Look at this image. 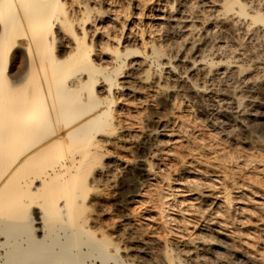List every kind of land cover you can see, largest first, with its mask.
I'll return each mask as SVG.
<instances>
[{
  "label": "bare ground",
  "instance_id": "1",
  "mask_svg": "<svg viewBox=\"0 0 264 264\" xmlns=\"http://www.w3.org/2000/svg\"><path fill=\"white\" fill-rule=\"evenodd\" d=\"M133 1L119 6L118 0H0V264H87L91 258L126 264L107 234L97 236L98 219L88 214L89 207L105 212L112 201L121 215L112 231L130 236L136 264H149L152 247L160 249L156 264H238L245 259L264 264L263 249L261 254L238 249L232 231L237 220L230 217L232 209L247 213L239 199L249 190L257 198L255 207L264 208L262 181L244 174L254 160L229 152L220 142L207 145L194 137L192 145L188 131L193 128L184 126L186 114L180 112L181 99L203 109L221 71L249 73L236 59L222 61L227 44L222 46L221 39L225 33L264 35V7L247 0ZM145 15L151 19L141 25L139 17ZM254 67L263 78L256 88L261 96H248L244 107L252 124L242 140L248 149L264 151V65ZM134 97L143 100V105L136 102L143 112L136 109L140 115L134 121L131 115L130 121L123 108L129 110ZM230 98L234 107L243 106L242 95ZM231 131L221 133L230 138ZM117 148L139 160L131 166L115 158L111 150ZM149 157L157 162L149 163ZM166 160L175 162L177 174L193 180L175 179L179 185L164 196L160 189L174 182ZM130 170L138 176L120 199L112 193L117 188L98 189L103 183L107 189L118 186L117 172L123 176ZM172 198L177 199V228L170 231L168 225L166 234L146 237L147 225L136 227V206L148 205L161 224L172 225L174 219L166 214ZM37 210L41 231L31 217ZM253 227V237L264 243V215L255 218Z\"/></svg>",
  "mask_w": 264,
  "mask_h": 264
},
{
  "label": "rangeland",
  "instance_id": "2",
  "mask_svg": "<svg viewBox=\"0 0 264 264\" xmlns=\"http://www.w3.org/2000/svg\"><path fill=\"white\" fill-rule=\"evenodd\" d=\"M118 1H120L119 3L120 4H118L119 6H121L122 4H124V6L127 4V3H129V0H118ZM136 2H141L140 0H135ZM135 1H133V3L135 2ZM254 1V2H253ZM256 1V2H255ZM259 1V2H258ZM242 2H244V1H242ZM245 2H247L248 4H253V5H258L257 4V2L259 3V6H260V4H261V7H264V0H262V2H260V0H247V1H245ZM123 6V5H122ZM132 11V12H131ZM131 18H133V15H134V17H135V12H136V10H135V8H132L131 9ZM140 17L142 18V19H140ZM139 17V20H141L140 21V24L142 25V24H144L145 22H148L150 19H151V16L149 17V15H145V16H140ZM148 32L145 34V38H148ZM228 35V36H227ZM232 35H234V34H229V33H225V35H224V37L221 39V41H222V43H224L222 46H225V44H227V49L226 48H224V50L225 51H227L226 53H229L230 55H228V54H226L225 53V51H224V54H223V60L222 61H224V59H225V62L226 61H228V62H235L236 60L238 61V63H239V65L241 66V68L243 67V68H249L248 70H250L249 71V73L250 72H252V73H250V75H249V73L248 72H243V71H240V70H231V72L230 71H226V73H225V71H221L220 73H219V75L220 76H216V78H214V80L212 81V83L214 84V86H213V84L211 85L210 84V86H213V88L212 87H210V90L208 91V93L205 95V97L207 98H204L203 99V109H196L197 107H194L193 106V104L191 103V102H188L187 100H185V99H181L183 102H182V107H181V115L183 116V115H185L186 116V120H185V125L184 126H189V128L190 129H192L193 128V130H190L189 128V130L190 131H188L189 133L191 132V133H193V134H189V138L191 137V141L189 142V143H191L192 145H193V143L192 142H194V141H192V140H194L195 138H198V141L200 142V140H201V138H202V140L203 141H205V142H203L202 140H201V142H203L204 144H207V145H211V141H212V143L213 142H220V143H222L223 145H224V147L226 146L227 147V150H229V152H231V153H233V154H241V156L242 157H246V158H243V159H247V157H248V160L249 159H251V160H254V162L252 163V167H250L247 171H244V174H245V176H248V178H251V177H254V179L256 180V181H259V182H261L263 185H264V172H263V174L261 173V171L263 170V168H264V164L263 165H261V167H259V165H260V163H264V151L263 150H260V149H252V148H250V149H248L249 147H247L244 143H243V140L242 139H244L243 137H245V135H246V133L245 132H247L248 131V129H249V127H250V125L252 124V122H251V119H250V114H249V108L247 109V108H245L244 106L248 103V96L250 95V96H253V97H257V98H259L260 96H261V92L259 91L260 90V87H258L259 86V82L260 81H262V75H261V73L260 72H258V71H256L255 70V65H258L259 63L260 64H263L264 65V43H262V42H264V35H262V34H256V33H249V34H247V36H245L244 34H235V36H239V38L237 37H235V36H232ZM252 35V36H251ZM259 37H258V36ZM147 36V37H146ZM231 36V37H230ZM243 36V37H242ZM262 36V37H261ZM230 37V38H229ZM247 37V38H246ZM236 38V39H235ZM251 38V39H250ZM259 40L260 38V40L258 41L257 39ZM238 39V40H237ZM253 40V41H252ZM225 41H226V43H225ZM257 41V42H256ZM247 42V43H246ZM249 42V43H248ZM235 43V44H234ZM240 43H242V44H240ZM232 44V45H231ZM254 44V45H253ZM262 44V45H261ZM244 45V46H243ZM232 46V47H231ZM238 46V47H237ZM242 46V47H241ZM249 46H251V47H249ZM258 46V47H257ZM262 46V47H261ZM249 47V48H248ZM237 48V49H236ZM260 48V49H259ZM248 49H249V51H248ZM262 49V50H261ZM231 50V51H230ZM234 50V51H233ZM256 50V51H255ZM226 54V55H225ZM243 55H244V58H243ZM226 56H228V57H226ZM231 56V57H230ZM238 56V59L236 58V57ZM240 56H241V58H240ZM247 57H248V59H247ZM240 58V59H239ZM252 58V59H251ZM236 59V60H235ZM242 59V60H241ZM244 60V61H243ZM255 60H256V62H255ZM257 60H259V61H257ZM239 61H242V62H239ZM243 62H244V64H243ZM249 62V63H248ZM246 63V64H245ZM251 63V64H250ZM253 63H255V64H253ZM258 63V64H257ZM243 64V65H242ZM250 64V65H249ZM252 65H253V67H252ZM235 73H233V72ZM257 72V73H256ZM221 73H222V75H221ZM236 73H237V76H236ZM244 73V74H243ZM226 74H228V75H226ZM230 75V76H229ZM246 75H248V76H246ZM259 75V76H258ZM223 76V77H222ZM232 76V77H231ZM253 76V77H252ZM219 77H221V78H219ZM256 77V78H255ZM220 80H219V79ZM215 79H216V81H215ZM237 79V80H236ZM252 79H255V80H253L252 81ZM224 80V81H223ZM227 80V81H226ZM240 81V82H239ZM255 81V82H254ZM215 82H217V83H215ZM223 83V84H222ZM229 83V84H228ZM247 83V84H246ZM248 83H249V85H248ZM252 83V84H251ZM218 84V85H217ZM226 84V85H225ZM232 84V85H231ZM254 84V85H253ZM236 85V86H235ZM231 86V87H230ZM235 86V87H234ZM242 86V87H241ZM245 86H247V88L245 87ZM226 87H228V88H226ZM241 87V88H240ZM252 87V89H251V94H250V92H248L249 91V88H251ZM214 88H215V90H214ZM245 88H246V90H245ZM254 88H255V90H254ZM259 89V90H257V89ZM248 89V90H247ZM215 91V92H213V91ZM229 90V91H228ZM244 90V91H243ZM253 90V91H252ZM221 91V92H220ZM227 91V92H226ZM224 92V93H223ZM231 92V93H230ZM232 92H234V94L236 95H242V97H243V101H244V104H243V106L240 108V109H238L237 107H234V105H232V103L230 102L231 100V98L230 97H232V96H234V94L232 93ZM244 93V94H242V93ZM246 92H247V94H246ZM228 93V94H227ZM258 93V94H257ZM211 94V95H210ZM229 94L230 95H232V96H229ZM246 94V95H245ZM215 95V96H214ZM244 95V96H243ZM255 95V96H254ZM247 96V97H246ZM228 97V98H227ZM138 98V97H137ZM136 97H134L133 99H131V101L133 100L135 103L136 102H141L142 103V105H143V100L142 99H140V100H138ZM223 98V99H222ZM230 98V99H229ZM135 99H136V101H135ZM211 99V100H210ZM138 100V101H137ZM142 100V101H141ZM205 100V101H204ZM210 100V101H209ZM218 100V101H217ZM230 100V101H229ZM130 101V103H131V108L129 109V110H126V108L127 107H125V108H123L124 110H123V112H124V115L126 114V118H128L130 121H131V115H134L135 116V118H134V116H133V118L134 119H132V121H134V120H136V117H137V119H138V117H139V115H140V113H142L143 112V109H142V106H141V108L139 107L140 105H141V103H136L135 104V106H133L134 104H132V102ZM186 101V102H185ZM133 102V103H134ZM223 102V103H222ZM188 103H190V106H189V104ZM231 103V104H230ZM138 104H140V105H138ZM186 104L188 105V107L186 106ZM213 104V105H212ZM121 105V104H120ZM192 106H193V108H192ZM215 106V107H214ZM227 106V107H226ZM135 107V108H134ZM222 107V108H221ZM195 108V109H194ZM226 108V109H225ZM234 108V109H233ZM245 108V109H244ZM128 109V108H127ZM140 112H138L137 110ZM141 109H142V112H141ZM237 109V110H236ZM131 110V111H130ZM136 110V111H135ZM197 110H198V112H197ZM231 110V111H230ZM244 112H243V111ZM127 111H129V112H127ZM206 111V112H205ZM125 112H127V113H125ZM133 112V113H132ZM136 112V113H135ZM138 112V113H137ZM193 112V113H192ZM224 112V113H223ZM227 112V113H226ZM242 112V113H241ZM184 113V114H183ZM190 113V114H189ZM231 113V114H230ZM236 113V114H235ZM130 114V115H129ZM137 116H136V115ZM234 115V116H233ZM237 115V116H236ZM131 116V117H130ZM184 116V117H185ZM222 116V117H221ZM230 116V117H229ZM190 117V118H189ZM205 117V118H204ZM190 119V120H189ZM193 119V120H192ZM195 119V120H194ZM243 119V120H242ZM203 120H205V122L203 121ZM192 121H195V123H192ZM229 121V122H228ZM247 121H249V123L247 122ZM200 122H202V123H200ZM234 122H235V125H234ZM238 122V123H237ZM244 122V123H243ZM196 123H198V124H196ZM210 123H216L217 124V128L216 129H214V130H212V128H211V130H210V127H209V124ZM251 123V124H250ZM193 124H196L197 126H196V128H194L192 125ZM220 124H222V125H220ZM239 124V125H238ZM241 124V125H240ZM191 125V126H190ZM220 125V126H219ZM243 125V126H242ZM200 126V128H198ZM208 126V127H207ZM231 126V127H230ZM203 127V128H202ZM220 127V128H219ZM235 127V128H234ZM187 128V127H186ZM219 128V129H218ZM226 130H225V129ZM240 128H243V130L241 129L240 130ZM187 129V130H188ZM220 131V129H221V131H220V133H219V131ZM223 130V131H222ZM233 132H232V131ZM211 131V132H210ZM212 131H213V133H212ZM216 131H218V132H216ZM227 132V133H230V132H228V131H231L232 132V134H231V136H230V138H227V137H224L223 136V134L221 133V132ZM245 131V132H244ZM207 132V133H206ZM197 133V134H196ZM200 133V134H199ZM208 133H210V134H208ZM212 133V134H211ZM217 133V134H216ZM219 134H220V136H219ZM234 134V135H233ZM202 135V136H201ZM209 135V136H208ZM215 138H214V137ZM220 137V138H218V137ZM195 137V138H194ZM216 138H218L219 140H216ZM222 138V139H221ZM224 138V139H223ZM235 138H236V140H235ZM204 139H206V140H204ZM210 139V140H209ZM209 140V141H208ZM195 141H197V139H195ZM222 141V142H221ZM239 141H241V142H239ZM200 142V143H201ZM207 142V143H206ZM232 142H234V143H232ZM237 142V143H236ZM188 143V144H189ZM225 143H227V145L225 144ZM191 144H189V145H191ZM189 145H186V147L188 148L189 147ZM191 145V147L190 148H193L194 146H192ZM245 145V146H244ZM185 146V145H184ZM235 146V147H234ZM234 147V148H233ZM168 149H170V148H168ZM185 149V148H184ZM258 150V151H257ZM235 152V153H234ZM257 152V153H256ZM111 153H112V155L115 157V158H125L126 160H127V162L131 165V166H134V164L139 160V158H137L136 157V155H132L131 153H128V152H126V151H124V150H120V148L118 149H113V150H111ZM131 155V156H130ZM258 155H261V157L263 156V158H260V156H258ZM133 157V158H132ZM181 157H183L182 155H181ZM255 157V158H254ZM259 159H258V158ZM183 158H185L184 160L186 161V163H188V164H190L191 162H192V159H191V157H189V156H184ZM254 158V159H253ZM132 159V160H131ZM189 159V160H188ZM207 158H204L203 160H206ZM257 159V160H256ZM155 160V161H154ZM169 160H171V159H169ZM169 160H166V161H164V163L165 164H167L168 165V167H169V169L171 170V173H173V174H171V178L173 179L172 180V182L173 183H171V187H169V189L167 188H165V187H163V188H161L160 190H161V192H162V194L164 195V196H167L168 194H171L172 192H174L175 190H174V188L175 187H177L178 185H179V182H180V180H188V181H192L193 180V177L192 176H187V175H184V174H177L175 171L177 170L176 169V167H177V165L175 164V162L174 161H169ZM262 161V162H261ZM148 162L149 163H153V162H157L156 161V158H152V157H149L148 158ZM171 162V163H170ZM256 162V163H255ZM171 165H170V164ZM255 163V165H253ZM173 164H174V167H173ZM257 164H258V166H257ZM176 169L175 171H174V169ZM255 168V169H254ZM262 168V170L260 171V169ZM252 169V170H251ZM264 171V170H263ZM130 172V173H129ZM128 173H126V174H124L123 176H121L120 175V172H117V179H116V181H117V183L116 184H118V186L116 185V186H108V189L106 188V186L107 185H105L104 183L102 184V185H99L98 186V189H101V187L102 188H104V190H108L109 192H111L114 188L116 189V190H113V192L112 193H115L116 194V199H120L123 195H124V193L127 191V190H129V189H133V182H134V180H135V178L138 176L137 175V173H136V171L134 170H130ZM249 175H248V174ZM135 174V175H134ZM120 175V176H119ZM184 175V176H183ZM253 175V176H252ZM134 176V177H133ZM174 176V177H173ZM244 176V177H245ZM259 176V177H258ZM183 177V178H182ZM189 179H188V178ZM181 178V179H180ZM187 178V179H186ZM175 179H178L179 180V182H178V180H175ZM261 180V181H260ZM129 183V184H128ZM127 186V187H126ZM100 187V188H99ZM109 188L110 189H112V190H109ZM146 189H148V188H146ZM170 189H171V191H170ZM115 191V192H114ZM166 191H167V193H166ZM118 192V193H117ZM169 192V193H168ZM245 193V194H244ZM243 194H244V196H243V198H241V201H240V199H239V203H243V204H241V205H239V206H243V208L245 209L244 210V212L246 211L247 213L245 214V213H243L242 214V212L240 211V210H234V209H232V210H230V217H231V219H232V221H235V220H237V221H235L234 222V226H233V232L235 233L234 234V237H235V239L237 240V242H236V245L238 246V249L239 250H242V251H247V252H251V250H252V253H255V254H259L260 252H262L263 250H264V243L262 242V240L260 241H258V240H256L257 238L256 237H253L254 235V227H253V221H255V218H259V216H263L264 215V208H262V209H258V208H256L255 207V201L254 200H257V198H255L253 195H252V193H253V190L252 191H250L249 190V192H244ZM92 194H95L94 192L92 193ZM150 196V194H147V197H149ZM173 199H174V201H173ZM243 199V200H242ZM176 198H172V200H171V202L173 203L172 204V206H171V208H173V209H171L170 207L168 208V210H166V214L168 215V216H172V218L174 219L172 222H171V224L172 225H170V223L169 224H167V225H163V224H161L160 223V221H159V218H156V217H158V216H156L155 214H156V211L153 209V210H151L152 208L151 207H149L148 205H140L139 206V209H138V205L136 206V210H137V212H136V210H135V213L137 214V217H136V219L138 220L137 221V225H136V227L137 228H140V227H145L146 225V228L148 229L149 228V230H148V233L146 234L147 236L146 237H149V236H153L154 235V233H156V235H157V233H159L160 235H163V234H166L167 232L166 231H168V229H169V227H170V231L172 230L173 231V227L176 229L177 228V224L178 223H176V221H175V218L176 219H178L177 221H179L180 220V218L178 217V216H176L177 214V205L176 206H174L175 205V203H176ZM254 201V203H253V201ZM238 201V200H237ZM111 204L113 203V201L112 202H110ZM251 203H253V204H251ZM109 205V203L107 204L108 206L106 207V211H108V212H100V209L99 208H97V207H89V209H88V214L89 215H91V217L92 218H94V219H98L97 221H98V227H100V228H98V227H94L95 229V231H96V234H97V236H99V237H101V235H102V233H105V234H107L112 240H113V242L115 243V246H116V248H118V250H119V252H120V256H122V255H124V256H122V260L126 263V264H136L135 263V261H134V258L132 259V256L131 255H133V253H132V251H133V246L131 247V242H132V240H131V238H130V236L129 235H127V234H124V235H121V236H119V235H115V233L112 231V227H113V224L114 223H117V222H119L120 221V217H121V215L119 214L120 212H119V210L117 209V207L116 206H114V205ZM244 205H246L245 207H244ZM174 206V207H173ZM111 207V208H110ZM264 207V206H263ZM109 209V210H108ZM145 209V210H144ZM249 209V210H248ZM258 209V210H257ZM111 210V211H110ZM176 210V211H175ZM260 210V211H259ZM233 211V212H232ZM250 211V212H249ZM253 211V212H252ZM259 211V212H258ZM171 212H173V213H171ZM103 213V214H102ZM256 213H260V214H257L256 215ZM261 213H263L262 215H261ZM151 214V215H150ZM175 214V215H174ZM245 214V215H244ZM250 214H252V215H250ZM256 216H255V215ZM34 215V216H33ZM141 215V216H140ZM151 216V217H150ZM156 216V217H155ZM252 216H253V218H252ZM31 217H32V219H33V225H34V228L37 230V231H41V213H40V211H36L35 213H32V215H31ZM95 217H97V218H95ZM112 217V218H111ZM250 217V218H249ZM114 218L116 219V220H118V221H116V220H114ZM119 218V219H118ZM153 218H155V219H153ZM113 219L114 221H111V220ZM145 219H148V220H145ZM251 219V220H250ZM110 220V221H109ZM154 220V221H153ZM156 220H157V223H156ZM238 220H239V222H238ZM103 221H105V222H103ZM109 221V222H108ZM159 221V222H158ZM243 221V222H242ZM250 221H252V223L250 222ZM101 222H103V223H101ZM111 222H113L112 224H111ZM150 222V223H149ZM108 223V224H107ZM159 223V224H158ZM100 224V225H99ZM109 225V226H107V225ZM111 224V225H110ZM240 224V225H239ZM134 225V226H135ZM153 225V226H152ZM168 225H169V227H168ZM177 225V226H176ZM92 226H94V225H92ZM139 226V227H138ZM157 227V228H156ZM166 229H165V228ZM167 227H168V229H167ZM172 227V228H171ZM160 228H161V230H160ZM157 229V230H156ZM162 229H163V231L164 232H162ZM174 229V230H175ZM235 229V230H234ZM101 231V232H100ZM150 232H152L151 234H150ZM162 233V234H161ZM242 233V234H241ZM250 233V234H249ZM38 234L39 235H42V232H38ZM150 234V235H149ZM112 235V236H111ZM236 235V236H235ZM249 235V236H248ZM253 237V239H251L252 237ZM236 237H238V238H236ZM246 239H245V238ZM251 237V238H250ZM256 238V239H255ZM239 240V241H238ZM242 241H244V242H242ZM260 242H262V243H260ZM251 243L253 244H255V246H254V244H253V246L256 248V249H253L252 247L250 248L249 247V245H247V244H250V246H251ZM245 245V246H244ZM236 246V247H237ZM246 246H248L249 247V249H248V247L246 248ZM260 246V247H259ZM131 248V249H130ZM241 248V249H240ZM260 251H259V250ZM263 249V250H262ZM82 251L83 252H87V249H86V247H83L82 248ZM160 249L159 248H157V247H152V248H150V250H149V255L151 256V258L149 259V264H156V260H158V255L160 254ZM131 252V253H130ZM156 252H157V254H156ZM264 252V251H263ZM126 254H128V255H130V256H127V257H125V255ZM261 254V253H260ZM262 254H264V253H262ZM124 257V258H123ZM126 258V259H125ZM92 259V260H91ZM91 259H89V261L87 260V264H101V262H100V260L99 259H95V258H91ZM131 259V260H130ZM151 260V261H150ZM246 260V259H245ZM242 260V261H240L239 263L240 264H248V261L246 260ZM238 263V264H239ZM110 264H115L113 261H111L110 262Z\"/></svg>",
  "mask_w": 264,
  "mask_h": 264
}]
</instances>
